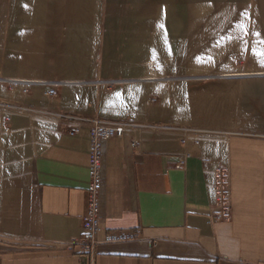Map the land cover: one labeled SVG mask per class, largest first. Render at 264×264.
I'll use <instances>...</instances> for the list:
<instances>
[{"label":"crops","instance_id":"crops-1","mask_svg":"<svg viewBox=\"0 0 264 264\" xmlns=\"http://www.w3.org/2000/svg\"><path fill=\"white\" fill-rule=\"evenodd\" d=\"M19 82L31 93L0 97V264H264V132L198 138L159 126L157 85L106 92L99 81L89 94L82 80ZM66 113L131 124L103 145L99 237H136L92 255L70 244L82 235L89 153ZM220 165L231 173L228 221L210 216Z\"/></svg>","mask_w":264,"mask_h":264},{"label":"rangeland","instance_id":"rangeland-1","mask_svg":"<svg viewBox=\"0 0 264 264\" xmlns=\"http://www.w3.org/2000/svg\"><path fill=\"white\" fill-rule=\"evenodd\" d=\"M253 49L264 0H0V97L31 93L19 80L157 85L156 124L198 138L264 132Z\"/></svg>","mask_w":264,"mask_h":264},{"label":"built area","instance_id":"built-area-1","mask_svg":"<svg viewBox=\"0 0 264 264\" xmlns=\"http://www.w3.org/2000/svg\"><path fill=\"white\" fill-rule=\"evenodd\" d=\"M55 86V85H54ZM53 95L54 88L46 92ZM59 117L71 123L69 135L74 136L85 128L88 136L89 184L86 189L88 196L87 211L82 217V235L70 244L80 247L84 255H92L95 247L100 243L112 244L133 240L136 234L131 232H112L99 237L101 230L100 193L102 189V159L103 145L109 139L120 137L131 126L123 121L102 120L74 114H60ZM180 167V165H177ZM214 203L210 216L215 221H228L231 218V179L228 166L217 167L212 172Z\"/></svg>","mask_w":264,"mask_h":264},{"label":"snow or ice","instance_id":"snow-or-ice-1","mask_svg":"<svg viewBox=\"0 0 264 264\" xmlns=\"http://www.w3.org/2000/svg\"><path fill=\"white\" fill-rule=\"evenodd\" d=\"M253 54L254 55H264V53H257L255 49H253Z\"/></svg>","mask_w":264,"mask_h":264}]
</instances>
